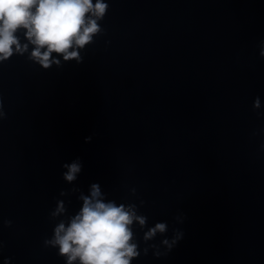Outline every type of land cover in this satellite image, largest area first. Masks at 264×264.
I'll use <instances>...</instances> for the list:
<instances>
[{
  "label": "water",
  "instance_id": "obj_1",
  "mask_svg": "<svg viewBox=\"0 0 264 264\" xmlns=\"http://www.w3.org/2000/svg\"><path fill=\"white\" fill-rule=\"evenodd\" d=\"M110 3L81 64L0 65V258L63 264L42 238L61 163L80 156L81 187L136 186L149 222L187 214L169 256L142 264H264V0Z\"/></svg>",
  "mask_w": 264,
  "mask_h": 264
},
{
  "label": "clouds",
  "instance_id": "obj_2",
  "mask_svg": "<svg viewBox=\"0 0 264 264\" xmlns=\"http://www.w3.org/2000/svg\"><path fill=\"white\" fill-rule=\"evenodd\" d=\"M110 7V0H0V65L17 57L44 70L81 64L88 46L104 31ZM256 48L264 58V37ZM252 108L258 118L264 117L259 95L253 98ZM5 119V99L0 94V120ZM93 135L85 136V143ZM253 135L264 137V126ZM258 152L264 153V138ZM83 169L80 156L61 163L60 176L69 187L53 197L55 203L47 213L54 223L42 243L54 248L63 264H142L149 255L157 260L168 257L184 239L185 231L177 225L184 224L185 212L178 210L173 223L149 222V215L142 211L145 200L136 186H126V194L116 195L95 180L85 189L77 183ZM3 225L11 227L13 220L5 217ZM4 246L0 241V249ZM0 264L16 261L4 255Z\"/></svg>",
  "mask_w": 264,
  "mask_h": 264
}]
</instances>
